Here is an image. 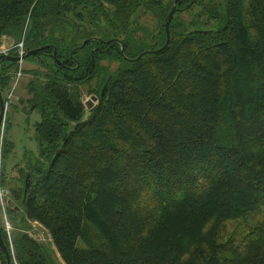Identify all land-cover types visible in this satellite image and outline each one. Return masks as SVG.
<instances>
[{"label":"trees","instance_id":"1","mask_svg":"<svg viewBox=\"0 0 264 264\" xmlns=\"http://www.w3.org/2000/svg\"><path fill=\"white\" fill-rule=\"evenodd\" d=\"M2 38L42 49L17 101L40 122L3 196L9 264H57L28 224L62 264H264V0H0Z\"/></svg>","mask_w":264,"mask_h":264},{"label":"rangeland","instance_id":"2","mask_svg":"<svg viewBox=\"0 0 264 264\" xmlns=\"http://www.w3.org/2000/svg\"><path fill=\"white\" fill-rule=\"evenodd\" d=\"M185 19L186 15L183 16ZM139 23L142 26L148 28V31L153 33L156 28L155 23L151 19H143L139 20ZM154 34H151L153 37ZM13 40L6 38L4 42L10 44ZM8 64H4V69L8 74H12V82L10 86L14 84V75L18 70V65L7 67ZM35 67L32 65L29 59H23L21 65L22 78L18 81L15 91L13 93L14 103L8 108L5 115L7 117L8 129L4 134V137L0 132V143L2 139L5 141L7 146L9 147L8 152L4 153L3 156H0V170L2 174L3 184L4 186L1 189L4 194L6 193V197L8 201H11V196L9 190L16 185L17 179L19 178L18 171L23 168L26 169V166L30 163L35 162V158H37V142L35 137V125L40 122V115L37 110H33L32 107H28L26 103L23 105L18 104L17 101L21 99L22 101H27L29 97L27 96L26 90L28 80L30 78L27 75V72ZM4 91L1 93V97L4 96ZM85 89L81 90V102L84 106L86 101H89L90 97ZM96 105V103L94 104ZM2 136V137H1ZM12 208V206H10ZM22 210H20L17 219H22ZM19 228L20 223L16 224ZM0 226L3 227L4 231L10 236L13 231V225L8 221L7 215L3 214L0 209ZM26 232L33 240L43 245L55 258L57 264H62L59 260L57 254L54 251L51 239L48 233L42 229L40 226L36 224H28L27 227L23 230Z\"/></svg>","mask_w":264,"mask_h":264},{"label":"built area","instance_id":"3","mask_svg":"<svg viewBox=\"0 0 264 264\" xmlns=\"http://www.w3.org/2000/svg\"><path fill=\"white\" fill-rule=\"evenodd\" d=\"M4 41H5L4 38H2V40H0V57H5V56L13 54L14 57L19 59V62H17L18 70L14 75V84L12 85L10 91L6 94V96L4 98V102H3L4 113H6L8 108L14 103L13 93L15 91V87H16L18 81L22 78V71H21L22 60H21V58L24 56L25 52H24V48H23V39H21V41L18 43H11L10 42V44H7ZM3 196H4V193L0 190V207H1V210L4 214Z\"/></svg>","mask_w":264,"mask_h":264},{"label":"water","instance_id":"4","mask_svg":"<svg viewBox=\"0 0 264 264\" xmlns=\"http://www.w3.org/2000/svg\"><path fill=\"white\" fill-rule=\"evenodd\" d=\"M175 12H176V7L174 5L172 7V9L170 10V12L168 13L167 18H166V22L164 24V32H165V38H166V41H165L164 46L160 50H158V51L149 52V53L158 54V53L164 51L167 48V46L169 44V39H170V37H169V25L171 23V20H172L173 15H174ZM41 51H42V49L28 52L26 55H24L21 58V60L25 59L26 57L33 56V55H35V54H37V53H39ZM121 54H123L122 48H121ZM11 61L14 62V63H17V62H19V59L18 58H14V59H11ZM96 102H97V98L95 96H91L90 99H89V101H86L85 104H84L85 109L87 111H90L94 107V104ZM4 116H5V113H4V105H3V101H2V98H1V95H0V128L3 125ZM28 180H29V177L27 176L26 177V180H25V192L24 193H26V191L28 189ZM0 248H1V251L3 252V254L7 258V264H9L8 254H7L6 248L4 247V245L2 243L1 237H0Z\"/></svg>","mask_w":264,"mask_h":264},{"label":"crops","instance_id":"5","mask_svg":"<svg viewBox=\"0 0 264 264\" xmlns=\"http://www.w3.org/2000/svg\"><path fill=\"white\" fill-rule=\"evenodd\" d=\"M21 101V100H20Z\"/></svg>","mask_w":264,"mask_h":264}]
</instances>
